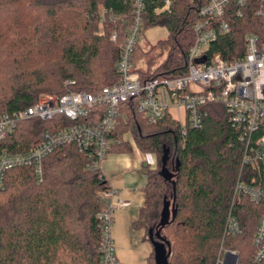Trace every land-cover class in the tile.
Wrapping results in <instances>:
<instances>
[{"label":"trees","instance_id":"1","mask_svg":"<svg viewBox=\"0 0 264 264\" xmlns=\"http://www.w3.org/2000/svg\"><path fill=\"white\" fill-rule=\"evenodd\" d=\"M161 3L143 0L141 32L163 25L168 35L157 42L166 55L150 74L136 66V52L141 50L137 41L132 62L142 78L186 71L192 24L202 5L201 0H171L170 12L155 14ZM4 16L13 22L6 25ZM134 17V0H0V111L24 109L43 93L97 92L118 82L117 63ZM226 19L230 31L210 50L234 60L244 51L245 35L264 33V26L253 0L239 15L231 3ZM145 54L149 65L155 63L158 55L152 54V48ZM120 108L123 115L110 135L116 141L111 150L130 151L131 145L122 138L130 132L137 148L155 155L157 162L147 169L145 199L133 228L147 230V238L143 237L147 240L148 230L157 228L168 201L176 209L174 218L160 230L170 245L168 264H215L221 244L236 249L239 264H247L256 218L264 207L244 197L232 209L239 232L224 235L236 180L240 173L253 171L241 169L243 147L224 106L207 104V114L197 127L170 115L148 123L134 102ZM70 123L62 115L44 121L31 118L19 123L4 145L9 151H22L35 145L42 131ZM92 164L94 159L85 152L64 144L44 158L41 181L28 166L5 172L0 189V264L99 263L98 214L103 201L98 193L108 184ZM163 170L173 173L171 180L164 178ZM147 260L155 264L153 249Z\"/></svg>","mask_w":264,"mask_h":264},{"label":"built area","instance_id":"2","mask_svg":"<svg viewBox=\"0 0 264 264\" xmlns=\"http://www.w3.org/2000/svg\"><path fill=\"white\" fill-rule=\"evenodd\" d=\"M161 1L154 8L155 14L171 10V0ZM201 1L192 24L193 40L187 49L183 74L142 78L136 71L132 56L143 34V0H134V21L117 63L118 82L105 85L97 92L70 90L59 96L45 95L24 109L0 111V189L3 188L5 172L18 166L31 167L36 179L41 181L44 158L64 144H73L94 159L91 167L95 164L99 167L116 143L110 135L122 114L120 107L123 103L134 102L137 112L148 123L170 115L190 127L200 126L207 114V104H221L243 147L241 169L250 167L253 170L239 174L225 219L224 235L238 233L239 221L233 207L244 197L264 207V33L246 34L243 53L234 60H226L220 53L211 52L210 47L230 31L226 19L230 4H234L239 15L249 0ZM253 2L256 3V15L264 26V0ZM115 37L116 34L112 33L111 38ZM58 115L71 123L42 131L38 142L22 151H9L4 145L6 137L19 123L31 118L50 120ZM101 198L98 264H123L116 254L111 230L114 211L128 206L129 201L123 199L113 186L101 191ZM252 247L247 264H264V211L256 218ZM215 264H239L238 251L221 244Z\"/></svg>","mask_w":264,"mask_h":264},{"label":"crops","instance_id":"3","mask_svg":"<svg viewBox=\"0 0 264 264\" xmlns=\"http://www.w3.org/2000/svg\"><path fill=\"white\" fill-rule=\"evenodd\" d=\"M122 138L131 145V150H110L99 164L108 186L116 187L121 197L129 201L128 206L114 211L111 234L116 254L123 264H148L152 245L148 239H143V229H135L132 224L144 203L147 165L153 157L137 148L130 132L124 133ZM144 163L147 165L144 166Z\"/></svg>","mask_w":264,"mask_h":264},{"label":"rangeland","instance_id":"4","mask_svg":"<svg viewBox=\"0 0 264 264\" xmlns=\"http://www.w3.org/2000/svg\"><path fill=\"white\" fill-rule=\"evenodd\" d=\"M13 18L10 16H4L3 17V21L5 22V24L9 25L12 21ZM22 20H23V16H22ZM22 20H19V22H21ZM98 30L102 29L101 24L97 26ZM168 35V31L167 28L163 25H153V26H149L148 28H146L142 34L141 37H139L138 39V43L141 46V50H137L136 52V57H137V68H140V70L142 72H145V74H150L153 73L159 66L160 63L163 62L165 55H166V51H161L158 46H157V42L161 39L166 38ZM149 48H152V54L158 55L155 58V63H153L152 65H149L148 62H146V54L143 56L142 52L148 50ZM155 73V72H154ZM45 95H53L50 93H43L41 94L38 98H41ZM147 154V153H145ZM152 155V154H151ZM153 157V161L151 163H149L147 165V169H152L155 168L157 166V162H156V157L155 155H152ZM100 198H101V192L98 193ZM102 199V198H101ZM144 231V238H147V230Z\"/></svg>","mask_w":264,"mask_h":264},{"label":"water","instance_id":"5","mask_svg":"<svg viewBox=\"0 0 264 264\" xmlns=\"http://www.w3.org/2000/svg\"><path fill=\"white\" fill-rule=\"evenodd\" d=\"M147 163H144L146 166ZM162 174L165 179L171 180L173 173L167 170H163ZM176 209L174 205L170 206L169 202L166 201L160 213L159 221L157 223V228L153 231L148 230V240L152 245L154 252V262L155 264H168V257L170 255V245L169 243L160 235V230L163 226L169 223L171 219L174 218Z\"/></svg>","mask_w":264,"mask_h":264}]
</instances>
